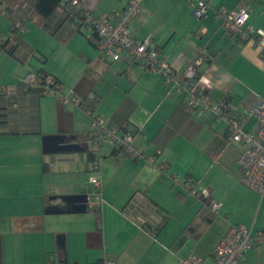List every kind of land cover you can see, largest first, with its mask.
Masks as SVG:
<instances>
[{"label": "crops", "instance_id": "crops-1", "mask_svg": "<svg viewBox=\"0 0 264 264\" xmlns=\"http://www.w3.org/2000/svg\"><path fill=\"white\" fill-rule=\"evenodd\" d=\"M24 1L0 0V35H9L12 24L22 19L25 4L24 8L19 4ZM238 1L212 0L206 15L198 18L194 13L197 0H142L132 34L141 40L150 37L159 57L177 72L205 49L208 57L198 65L199 87L207 91L208 98L226 100L241 111L264 97V56L255 34L244 38L242 29L222 25L224 16L218 9H232ZM127 3L81 0L83 9L111 19ZM50 21L56 32L28 20L12 37L14 53L0 52V85L8 88L0 97V264H103L106 258L122 264H178L191 251L203 257L205 264H215V245L231 225L244 224L253 234L264 232L251 211L260 195L241 183L237 159L242 144L230 142L223 120L198 108L162 152L154 154L156 136L189 94L177 92L161 72L130 58H100L80 18L68 16L63 7H58ZM68 24L75 29L74 36L80 32L96 50L95 54L79 51L77 69L70 78L61 76L63 70L48 67L54 54L34 42L37 36L48 40L52 34L66 43ZM247 24L264 28V0L252 4ZM85 42L78 49L86 47ZM131 60L138 64L134 69ZM111 67L117 75L109 83L106 72ZM37 69L56 76L62 87L71 88L80 98L98 96L97 108L109 120L135 130L138 140L133 138V143L143 156L132 159L122 152L112 153L113 144L108 141L97 146L92 139L93 117L79 103H62L54 91L44 93V85L27 91L18 88L22 78ZM123 77L129 86H120ZM137 86L143 91L140 98L132 92H139ZM151 92L155 98H149ZM255 123L250 117L244 127ZM200 132L206 134L198 140L200 154L187 155ZM47 135L60 140L45 151ZM202 158L204 176L210 179L201 187L192 161ZM217 175L235 176L224 181L227 192H219ZM95 176L102 181L99 198L91 182ZM187 180L195 182V192L187 188L191 182L184 184ZM230 187L233 197L240 199L235 205L230 203ZM187 192L192 195L188 197ZM79 193L90 197L85 212H73L67 198ZM201 195L219 207L217 219L195 239L185 228L202 205ZM97 201L101 227L91 209ZM216 223L217 232L204 244L203 238ZM239 264H264V242L248 249Z\"/></svg>", "mask_w": 264, "mask_h": 264}, {"label": "built area", "instance_id": "built-area-1", "mask_svg": "<svg viewBox=\"0 0 264 264\" xmlns=\"http://www.w3.org/2000/svg\"><path fill=\"white\" fill-rule=\"evenodd\" d=\"M193 1V0H191ZM197 7L194 11L198 18L206 15L207 10L212 6V0H197ZM142 0H128L126 6L117 11L111 18L97 20L93 12H87L85 21L88 28H97L100 37L99 50L102 56L111 60L132 59L149 68L153 72H161L166 84H171L177 92L189 94L191 104H196L205 111H211L217 118L226 123V133L228 139L242 144V149L238 155V163L242 169V182L251 190L264 197V97L254 105L247 106L241 111L226 100L214 101L203 95L202 89L195 78L198 65L202 63L201 57H196L183 71L177 72L170 68L169 64L159 57L158 49L152 46L151 38L138 39L132 34V22L141 10ZM71 5L80 8L81 0H71ZM252 0H241L232 9L224 6L220 7L219 13L224 16L222 25L225 28L235 26L242 29L244 38L255 34V39L261 51H264V28L255 29L247 24L250 16ZM201 54H207L205 49H201ZM46 90L50 85L55 84V79L51 75L46 76ZM22 81L25 84L40 85V80L33 72L27 74ZM43 90V91H44ZM59 93V100L67 103L71 100L79 103V98L72 92L69 98L64 94L63 88L55 90ZM253 117L256 123L251 128H245V121ZM121 126L105 120L101 114L93 118V136L96 141H108L113 146L120 147L126 151L132 159L143 156L139 147L133 143L131 134L121 131ZM96 167V166H95ZM91 182L96 188L98 198L101 196L102 181L99 177L91 178ZM204 193V192H203ZM100 202V201H99ZM97 201L93 205H99ZM219 204L212 202L213 210H217ZM101 227V222L98 223ZM264 242V232L253 234L244 224L231 225L220 237L215 245V264H238L244 253ZM103 264H122L114 258L104 259ZM178 264H205V259L196 252H189L178 260Z\"/></svg>", "mask_w": 264, "mask_h": 264}, {"label": "trees", "instance_id": "trees-1", "mask_svg": "<svg viewBox=\"0 0 264 264\" xmlns=\"http://www.w3.org/2000/svg\"><path fill=\"white\" fill-rule=\"evenodd\" d=\"M8 2H11L13 0H7ZM241 0L238 1V3ZM256 0H252V4ZM237 3V5H238ZM19 4V3H18ZM25 4V14L22 17L21 20L18 22H15L12 24L10 28V34L9 35H0V52L3 50H6L8 52L14 53L15 51V45L12 43V37L17 34L18 31L23 30L26 27V22L28 20L35 21L39 24H43L50 28L51 31L56 32L57 28L56 26H53L51 24L50 19L54 16L56 10L58 9L59 6L63 7L64 10L67 12V15L74 14L77 18H80L81 22V27H84L86 30L89 31L88 39L90 43L99 49V42H100V37L97 32V28L93 25V27L88 28V23L85 21V16L87 12H91L89 10L83 9L82 6L80 8L74 7L71 5V0H28L21 2L19 5L23 7ZM236 5V6H237ZM235 6V7H236ZM24 8V7H23ZM252 9V6H251ZM94 15V14H93ZM97 20L103 19V16L99 15H94ZM108 18V17H107ZM255 39L257 40V36H255ZM262 55L264 56V51H261ZM198 57L202 58V61H205L206 58L208 57L207 54H201L199 53L197 55ZM100 58L106 59L102 56L100 53ZM109 60V59H108ZM35 73L40 80V85H45L46 82V76L51 75L55 79V84L50 85L49 88L44 90V93L50 92L52 90H57L59 88H63L62 84L60 83V80L49 73H46L44 69H37L31 71ZM29 72V73H31ZM28 73V74H29ZM200 73V69L198 66L196 76L195 78L198 79ZM27 75V74H26ZM25 75V76H26ZM34 86V84H25L22 80L20 81L18 88L21 90L27 91L30 90L31 87ZM201 88V87H200ZM8 88L5 85H0V97L5 96L8 93ZM203 91V95L205 97L208 96V93L205 89L201 88ZM75 95H78L74 93ZM79 98V105L86 111L88 112L93 118L95 115L99 114L96 113V109L98 106L99 102V97L98 96H87L84 98ZM199 107L196 104H191L190 102V97L187 96V98L183 99L180 101L178 107L176 108L175 112L172 114V116L169 118V120L166 122V124L162 127L158 135L156 136V151L154 154H160L171 139L181 130L182 126L191 118L193 113L198 109ZM121 126V131L125 134H131L132 137L134 138L135 130L132 129L129 125L127 124H120ZM226 136L228 138V135L226 133ZM94 142L96 143L97 146H99L102 142L101 141H96L94 136L92 137ZM104 142V141H103ZM135 145V144H134ZM137 146V145H135ZM138 147V146H137ZM122 152L124 154H127L126 151L121 149L120 147L113 146V151L112 153H118ZM88 154L90 155L91 158H93V151H89ZM155 156V155H154ZM46 165V164H45ZM240 166V165H239ZM241 169V167H240ZM242 169H241V177H242ZM191 182V183H190ZM188 189L190 192H195V187L194 181L187 180L184 182V184H188ZM200 192V191H198ZM197 192V193H198ZM202 197V205L199 208V210L195 213V215L191 218V220L188 222L185 231L187 232L188 235L192 236L195 239L200 238L210 227V225L217 219V211L213 210L212 208V201L208 199L205 195H201ZM92 211L94 212L96 216V220L100 222L101 219V208L99 205H92L91 206ZM258 246V245H257ZM255 246V247H257ZM62 251L64 252V247L60 246ZM194 252V251H193ZM188 254V253H187ZM198 254V253H197ZM214 254H215V248H214ZM215 258V255H214ZM104 262V260H103ZM240 262V261H239ZM239 264V263H238Z\"/></svg>", "mask_w": 264, "mask_h": 264}, {"label": "rangeland", "instance_id": "rangeland-1", "mask_svg": "<svg viewBox=\"0 0 264 264\" xmlns=\"http://www.w3.org/2000/svg\"><path fill=\"white\" fill-rule=\"evenodd\" d=\"M120 0H113V3H118ZM99 10V9H98ZM31 21V20H29ZM32 24V22H31ZM67 42L65 43H61L55 36H53L52 34H50V36H47L48 37V40H46L44 37H35V44H37L38 46H42V47H48L50 49L49 53L50 54H54L53 55V58L50 59L49 61V65L48 67H51V68H57L58 70H63L62 72V75L61 76H65L67 75L68 78L72 77V75L75 73L76 69H77V65H78V55H79V51H85L86 53L88 54H92V52L95 54L96 53V50L93 49L92 47H90L86 42H85V38L84 36L78 32L76 35L77 36H74V30L73 27L71 26V24H68L67 25ZM34 26H32L31 28L29 29H33ZM26 31H29V30H26ZM49 33V32H48ZM24 34V33H23ZM25 35V34H24ZM82 41L85 42V45L86 47L82 48V49H78V46L80 45V43H82ZM67 45V46H66ZM1 53H6V50H3ZM94 56V55H92ZM119 62H116L113 64V66H117ZM131 63H132V68L134 69L138 64L134 63L132 60H131ZM114 67L110 68L107 72H106V78H107V81H109V83L111 82L110 79H112V77H114V75L116 74L117 75V72L115 71ZM148 73H150L149 75H152L151 74V71L150 70H147ZM132 72V71H131ZM117 81V80H116ZM108 83V84H109ZM128 83V86H129V81L126 77H123L121 80H120V86L124 85V84H127ZM139 85H142V82L139 83ZM140 87L141 86H137L135 89H138L139 92L136 93V90H133L132 92L136 95V97H139L140 98V95H142V90L140 91ZM126 86L123 87V89L125 90ZM128 90V89H127ZM54 91V90H52ZM63 92L64 94H66L67 97H71L72 96V90L71 88H68V87H64L63 86ZM54 93H56V95L59 97V93L57 91H54ZM123 95H124V91L122 92ZM149 98L152 99V98H155V93L154 92H151L149 93ZM67 103H74L72 102L71 100H69ZM107 104L103 103V106L105 107ZM100 106V105H99ZM101 108L102 105H101ZM97 112L96 113H99L103 116V118L105 120H109V117L106 116V114L102 113L101 112V109L98 107L97 108ZM89 116H91L88 112H86ZM92 117V116H91ZM206 137V134H204L203 132H200L199 135H197V138L195 140V142L193 143L194 145L191 146V148H187V151H186V154L187 155H195V156H198L200 153H199V147L200 144L198 142L199 139L201 138H205ZM135 138V142H137L138 140V137H134ZM230 142H236V141H230ZM237 143V142H236ZM188 162V161H187ZM194 166V170L197 171V174H200L198 176V180H199V183H201V187L202 186H205L207 183L205 182V180H208L210 179V177H205L204 176V171H203V168H204V158L199 159L198 161H192ZM190 163V162H188ZM235 170V168H234ZM185 172H183L182 174H184ZM222 176V175H221ZM231 177H235L234 175H230V176H226L225 178H222L217 175V180L220 182V185H219V192L222 193L223 192H227L228 188L227 186L225 185L224 181L225 180H228L230 179L231 180ZM232 183V182H230ZM241 183L245 186V184L241 181ZM247 187V186H246ZM204 192V191H203ZM233 193V189L230 187V203L232 205H235L236 203H239L240 202V199H237L235 197H233L232 195ZM187 195H189L188 197H190V195H192L190 192H187ZM253 209H251V211L253 212V215L257 216L258 217V223L261 222V226L264 227V198H262L261 200V197L260 196H257V200L253 202V205H252ZM218 223V222H217ZM214 224L212 226V228L208 231V233L205 235V237L203 238V243H208L209 242V239L211 237H214L215 233L217 232V228H218V224ZM94 254H96L97 252H92Z\"/></svg>", "mask_w": 264, "mask_h": 264}, {"label": "water", "instance_id": "water-1", "mask_svg": "<svg viewBox=\"0 0 264 264\" xmlns=\"http://www.w3.org/2000/svg\"><path fill=\"white\" fill-rule=\"evenodd\" d=\"M60 139L58 136L47 135L44 137V150H49L50 146L54 142H58ZM58 148V147H57ZM63 147H60V149ZM67 198L72 204L73 212H85L88 208L89 203V194L87 193H79V194H71L67 195Z\"/></svg>", "mask_w": 264, "mask_h": 264}]
</instances>
